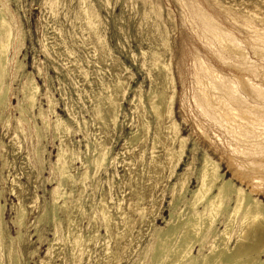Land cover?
Masks as SVG:
<instances>
[{"label": "rangeland", "instance_id": "obj_1", "mask_svg": "<svg viewBox=\"0 0 264 264\" xmlns=\"http://www.w3.org/2000/svg\"><path fill=\"white\" fill-rule=\"evenodd\" d=\"M221 1L236 9L253 6L252 0ZM142 2L3 0L16 20L12 23L15 41L10 51L9 92L0 106V264H152L156 232L167 227L173 207L176 211L182 205L172 206L173 187L181 175L189 172L190 189L196 188V175L206 152L220 162L228 177L233 176L225 157L200 132L202 119L181 103V98H188L191 92L190 77L186 74L189 82L182 83L177 65L180 41L188 33L183 8L176 0L156 1L162 7L164 23L159 22L160 29L168 31L170 38L169 46L162 51L164 44L152 26L156 21L153 11ZM262 4L259 10L263 12ZM84 5L91 6L95 16L99 13V32L94 33L87 25L88 20L82 15ZM157 55L160 60L165 58L161 61L170 66L176 83L173 116L179 134L187 142L184 155L179 141L153 148L157 127L154 115H146L150 132L145 138L141 139L143 131L139 132L140 139L132 136L141 121V104L146 102L152 79L158 75L156 68L151 69ZM184 55L186 64L182 70L187 72L191 66L189 50ZM32 79L39 87L35 109L29 104ZM167 92L171 95V89ZM112 96L116 106L109 101ZM169 122L165 116L162 124ZM166 147L175 151L172 160L165 159ZM104 149L110 152L106 163H101L105 166L102 168L92 161ZM70 151L76 153L74 162ZM60 155H67V159L59 161ZM153 158L162 159L163 166L158 168L150 162ZM174 159L180 161L175 168L170 162ZM63 164L70 176L66 179L60 170ZM56 188L68 197L59 199L58 209L53 206ZM21 208L26 213L23 227L16 223ZM102 212L109 214L112 223H107ZM76 238H80V246L74 245Z\"/></svg>", "mask_w": 264, "mask_h": 264}, {"label": "bare ground", "instance_id": "obj_2", "mask_svg": "<svg viewBox=\"0 0 264 264\" xmlns=\"http://www.w3.org/2000/svg\"><path fill=\"white\" fill-rule=\"evenodd\" d=\"M143 1L146 5H149L153 11L150 12L153 13L157 24L154 25V22V24L152 23L153 25H151L155 27L156 33L154 34L162 39L161 41L164 44H162L163 48L160 47L162 50L166 48L164 46H169L170 41V38H168V31L166 33L160 29L163 21V17L161 16L162 7L159 2H156L157 0H154L156 3L153 0ZM252 1L253 6L251 8L242 7L241 9H236L232 5H226L221 0H176L179 6L183 8V22L188 29V33L185 36L186 38L182 40L179 38L181 40L178 48L180 57L177 61V65L180 68L179 77L181 78L182 83H185L188 79L187 76H189L191 84V92L188 91L190 93L188 95L189 97H182L181 103L185 108L191 110L202 119L200 124H197L201 130L200 132L206 140H209L216 149L222 153L228 166L232 170L233 176L228 177L222 170L220 162L206 152L203 154L201 168L196 175V188L190 189L189 172H185L181 175L180 179L175 184V187H173L175 188L173 190V195L175 197L172 206H176V204L182 205L179 209L177 208L176 211H174L173 207V211H171V219L169 220L167 227L165 229L160 228L161 230L156 232L155 242L152 247V264H264V200L261 199L262 196L264 197V11L262 12L259 10V4L264 3V0ZM87 5L90 4L87 3ZM84 6L85 9L83 8L82 15L86 17L88 22L85 21L89 23L86 24L90 27V30L92 29L95 31L94 33L99 32L97 30L99 28L97 15L99 13L96 16L94 15V13H96L95 11L92 13L93 9L90 8L92 4L89 7L86 5ZM50 7L54 8L53 5ZM150 12L148 15L149 17L147 16L148 18H150ZM168 18L170 19V17ZM98 19L100 20V18ZM15 20L16 18L11 11L6 8L3 0H0V106L9 92L7 78L10 74L12 60L10 58V51L14 46L15 41V31L14 26L12 25ZM149 21L150 20H148V22ZM156 35L155 37H157ZM98 38L99 37L96 38V41H98ZM160 38H158V40ZM98 43H100V41ZM102 47L103 46H101V49H103ZM161 50L159 51L161 52ZM186 50H189L190 53L191 66L188 70L186 69L187 72H184L182 66H185L186 64L184 58ZM170 51V53L173 54L172 50ZM156 52L158 53V51ZM161 54L163 55V53ZM166 55L168 56V53H166ZM156 57V59H153L151 69L156 68L158 70V75L152 79V86L146 94V102L143 103L142 101L141 121L137 128L138 130L134 132V135L132 134V136L138 138V135H140L139 132L143 131L144 135L141 139L145 138L148 132H150L148 120L145 119L146 115H154L157 121V127L153 139V148H156L157 145L166 146V144H173L176 141H179V147L181 148L180 151L184 155L183 151L186 149L185 143L187 142L186 139L182 138L179 134V125H177L173 116L176 96L178 94L176 83L170 66L165 65V62L162 63L161 61L165 58L160 60L159 55ZM16 64L19 65L17 61ZM19 68L18 72L20 71ZM22 68H24V65ZM18 74H20V72ZM87 77L88 76H86V79H88ZM118 82L120 83L121 81ZM187 82L189 81L187 80ZM29 85L28 92L31 98L29 104L31 103L33 106L39 93V87L34 80L31 81ZM121 88V91H123V87ZM168 89H171V95L168 94ZM184 95L187 96L186 94ZM124 99L125 98H123V100ZM109 101L116 106L113 96ZM132 103H134V101ZM35 105L33 106L34 109ZM23 111L25 110L23 109ZM165 116L170 119V122L162 124ZM57 123L59 125V120H57ZM138 139H140V136ZM153 150L152 154L154 152ZM94 151L95 150H93V152ZM109 152V150L104 149L99 156H95L92 163L97 166H102L101 163H106ZM70 154L73 161L76 153L70 151ZM174 154L175 151L170 147H166L165 159L172 160ZM67 155H60L58 157L59 161H61V159H67ZM75 158L77 159V157ZM151 160L152 161L150 162H153L158 168L164 164L162 159L158 160L153 158ZM170 162L173 163L175 168L180 161L178 162V160H175ZM60 168L62 176L65 179L69 178L70 176L66 172V169H68L67 166L63 164ZM150 168L151 167H149V169ZM194 174L195 173H193V176ZM7 179H9V177ZM62 180L63 183L64 179ZM59 183L62 184L61 181ZM56 189L58 190V188ZM57 190H55V199L53 203V206L56 209H58L57 204L59 199L67 197L65 196V193L60 192L62 189ZM1 194L2 192H0V199ZM63 203H65V201ZM103 207L105 208V206ZM22 208L18 212L16 220L19 227H23L26 218V213ZM1 209L3 210L0 205V210ZM54 211L52 212L54 213ZM107 212H109V210ZM103 214L107 223H112L109 214L107 215L106 212ZM0 215H2V213ZM72 234L74 237L75 233ZM95 235L99 236V234ZM68 236H70V234ZM80 236L82 237V235ZM93 237H95L94 233ZM21 238L22 235L20 231L19 239ZM67 239L65 238V240ZM79 239L76 238L74 240L75 246L81 245H78L81 243ZM89 240L90 239H88V241ZM66 242H68V240Z\"/></svg>", "mask_w": 264, "mask_h": 264}]
</instances>
